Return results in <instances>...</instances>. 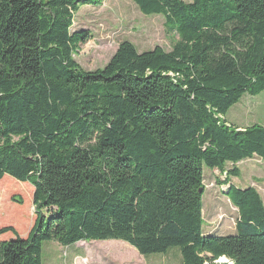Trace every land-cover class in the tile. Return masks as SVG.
Masks as SVG:
<instances>
[{"label":"trees","instance_id":"1","mask_svg":"<svg viewBox=\"0 0 264 264\" xmlns=\"http://www.w3.org/2000/svg\"><path fill=\"white\" fill-rule=\"evenodd\" d=\"M106 1L0 0V182L29 184L36 209L27 237L0 228V264H42L51 241L264 264V201L231 183L240 163L264 162V126L226 120L264 92V0H132L178 40L142 53L125 41L86 71L75 54L90 35L75 17ZM204 168L227 174L232 236L204 233Z\"/></svg>","mask_w":264,"mask_h":264},{"label":"rangeland","instance_id":"2","mask_svg":"<svg viewBox=\"0 0 264 264\" xmlns=\"http://www.w3.org/2000/svg\"><path fill=\"white\" fill-rule=\"evenodd\" d=\"M187 3L191 0H183ZM73 31H87L88 42L75 54L76 62L86 71L103 69L125 41L132 43L140 53L156 47L170 51L178 40L163 16L143 15L132 0H107L101 7H84L75 17ZM231 125L246 128L253 124L264 126V92L256 97L245 95L226 115ZM240 177L231 183L240 189L254 187L264 201V162L255 157L240 163ZM233 168L228 164L226 170ZM205 194L203 197V230L212 236H232L238 221V210L224 194L222 183L227 174L204 168ZM9 178L10 177H5ZM9 182H0V228L13 226L19 236L27 237L35 223L36 209L33 189L19 183L7 188ZM4 188L9 192L6 194ZM11 234V233H10ZM2 239L12 238V234ZM61 247L54 241L42 245V264H178L180 249L173 248L162 255L143 257L129 251L131 246L120 241L84 242ZM220 264H228L225 260Z\"/></svg>","mask_w":264,"mask_h":264},{"label":"crops","instance_id":"3","mask_svg":"<svg viewBox=\"0 0 264 264\" xmlns=\"http://www.w3.org/2000/svg\"><path fill=\"white\" fill-rule=\"evenodd\" d=\"M126 244V243H125ZM128 250L131 252V251H133L134 252V254H139L134 248H128ZM140 255V254H139ZM141 256V255H140ZM182 261L180 260L179 262H178V264H180ZM143 264H147L146 263V261L144 260L143 261ZM152 264H154V262H152Z\"/></svg>","mask_w":264,"mask_h":264},{"label":"water","instance_id":"4","mask_svg":"<svg viewBox=\"0 0 264 264\" xmlns=\"http://www.w3.org/2000/svg\"><path fill=\"white\" fill-rule=\"evenodd\" d=\"M200 193H202V191H201ZM223 260H225V261H226V258H223V259H221V261H223ZM226 262H227V261H226Z\"/></svg>","mask_w":264,"mask_h":264},{"label":"bare ground","instance_id":"5","mask_svg":"<svg viewBox=\"0 0 264 264\" xmlns=\"http://www.w3.org/2000/svg\"><path fill=\"white\" fill-rule=\"evenodd\" d=\"M231 264V263H230Z\"/></svg>","mask_w":264,"mask_h":264}]
</instances>
